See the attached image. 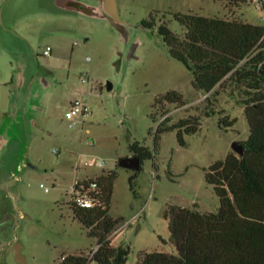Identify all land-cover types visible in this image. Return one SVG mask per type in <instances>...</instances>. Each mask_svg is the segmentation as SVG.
Returning <instances> with one entry per match:
<instances>
[{"label":"rangeland","instance_id":"obj_1","mask_svg":"<svg viewBox=\"0 0 264 264\" xmlns=\"http://www.w3.org/2000/svg\"><path fill=\"white\" fill-rule=\"evenodd\" d=\"M117 3L122 28L105 17L104 0L102 9L93 4V14L53 9L47 15L42 0H0V264H20L17 245L25 264L87 256L97 241L74 218L70 192L77 182L110 172L117 173L110 216L124 220L110 241L130 248L126 264H137L141 253L176 255L165 218L169 206L203 213L220 207L205 171L225 159L234 142L248 138L244 97L216 89L215 110L237 120L222 131L218 117L205 116L209 95L194 89L191 72L171 58L157 30L142 22L158 12L183 37L169 14L261 25L260 13L236 0ZM49 46L51 55L45 56ZM172 91L182 93L187 105L155 103ZM76 100L88 103L93 114L69 120ZM191 115L201 117V130L185 135L184 147L176 132L162 136L157 170L154 161L144 162L135 197L129 182L135 172L120 168L119 161L133 157L129 148L135 142L153 149V134L166 117L177 123ZM93 158L105 160V168L82 163Z\"/></svg>","mask_w":264,"mask_h":264},{"label":"trees","instance_id":"obj_2","mask_svg":"<svg viewBox=\"0 0 264 264\" xmlns=\"http://www.w3.org/2000/svg\"><path fill=\"white\" fill-rule=\"evenodd\" d=\"M236 1L244 5L243 0ZM157 13H151L142 25L157 30L171 58L191 72L194 89L209 95L205 116L218 117L222 131L234 128L237 120H229L223 116L224 111L215 110V96L220 94L216 89H231L230 96L244 97L249 136L240 142L245 148L243 156L230 153L205 171L206 183L219 199V209L215 213H203L196 208L169 206L165 218L176 255L158 251L141 253L137 264H264V27L192 13L169 14L184 30L182 37L167 22L160 21ZM160 101L177 108L187 105L183 94L177 91L169 92L155 103ZM201 127L200 116L191 115L177 123L166 117L153 134V149L140 142L130 146L132 156L141 162V168L134 171L129 181L135 197V180L144 162L154 161L157 170L155 161L162 136L176 132L179 144L184 147V136L197 134ZM116 179V172L96 178L100 200L97 208L70 205L74 218L100 247L96 264H126L130 254L129 247L113 246L110 241L117 228L124 226L122 218L110 216ZM62 264H88V261L85 256H67Z\"/></svg>","mask_w":264,"mask_h":264},{"label":"built area","instance_id":"obj_3","mask_svg":"<svg viewBox=\"0 0 264 264\" xmlns=\"http://www.w3.org/2000/svg\"><path fill=\"white\" fill-rule=\"evenodd\" d=\"M244 5L254 8L260 13L261 26L264 27V0H243ZM52 49L48 47L44 51L45 56H49ZM85 80V78H83ZM93 114L92 108L88 103L81 100L73 101L70 105L69 112L67 113V118L69 120H74L77 117H87ZM82 163L89 167L105 168V160L93 158L88 160H83ZM70 203L77 208L83 209H95L100 205L99 200V186L96 182V178H88L84 181L77 182L70 192ZM118 233V231L116 232ZM115 233V234H116ZM100 247L96 246L91 252L85 256L88 264H96L95 257L98 253ZM66 257H63L61 264L65 261Z\"/></svg>","mask_w":264,"mask_h":264},{"label":"water","instance_id":"obj_4","mask_svg":"<svg viewBox=\"0 0 264 264\" xmlns=\"http://www.w3.org/2000/svg\"><path fill=\"white\" fill-rule=\"evenodd\" d=\"M104 8L106 11V18L117 28H122V20L119 14L117 0H104ZM108 90L113 89V85L109 82L107 85ZM233 151L239 156H243L245 148L240 142H234L232 145ZM119 166L125 170L137 171L141 168V162L137 157H126L119 161ZM32 168H36L31 165ZM1 228V225H0ZM15 257L18 263L25 264V258L21 253V246L17 245L15 249Z\"/></svg>","mask_w":264,"mask_h":264},{"label":"crops","instance_id":"obj_5","mask_svg":"<svg viewBox=\"0 0 264 264\" xmlns=\"http://www.w3.org/2000/svg\"><path fill=\"white\" fill-rule=\"evenodd\" d=\"M42 2L44 3V7H43V13L44 15H47V13H50L49 11L51 10H55V12H59L57 14H61V13H65L68 12L70 10H75L81 13H86V14H90V13H94L96 10L95 5L97 6V9H102V0H42ZM93 2V3H91ZM12 8V6L10 7V9ZM11 15V10L9 12V17ZM106 17V14H105ZM8 22L10 23L11 21L8 20ZM50 47V46H49ZM51 48V47H50ZM52 49V48H51ZM52 52V51H51ZM51 55V53H50ZM247 140V139H245ZM233 150V149H232ZM232 150H228L227 151V155H229L230 152H232ZM226 155V157H227ZM198 210V209H197Z\"/></svg>","mask_w":264,"mask_h":264}]
</instances>
